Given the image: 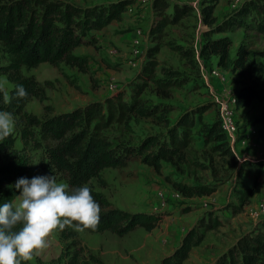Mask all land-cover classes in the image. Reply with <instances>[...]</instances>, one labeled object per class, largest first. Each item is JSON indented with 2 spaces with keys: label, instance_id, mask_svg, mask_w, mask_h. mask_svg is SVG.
Returning a JSON list of instances; mask_svg holds the SVG:
<instances>
[{
  "label": "rangeland",
  "instance_id": "obj_1",
  "mask_svg": "<svg viewBox=\"0 0 264 264\" xmlns=\"http://www.w3.org/2000/svg\"><path fill=\"white\" fill-rule=\"evenodd\" d=\"M72 1L80 6H91L118 0ZM125 1L127 5L119 19L94 30V42L74 49L75 54L88 60V72L64 62L59 66L43 62L36 68L23 67L25 74L35 76L44 85L48 96L45 101L32 98L26 111L44 119L46 114L72 112L91 102L119 96L122 101L135 104L136 113L102 130L117 153L126 159V164L104 169L102 180L93 179L88 185L110 202L109 208L159 216L158 225L151 231L137 226L122 235L112 231L93 233L83 227L66 225L76 232V237L63 239L61 229L53 230L47 237L48 246L30 260L33 264L66 263L67 259H60L61 255L66 245L73 243L70 250L80 249L81 264H162L191 230L196 231L200 239L182 264H214L244 234L260 232L264 235V212L256 214V205L264 195V151L259 143L250 149L253 159L248 161L259 166L242 169L249 147L238 144L227 154L209 132L219 120L217 96L237 91L247 81L225 69L226 82L222 83L208 78L203 71L202 66L209 70L216 59L213 57L205 63L200 52L204 32L209 29L202 19V0H168L170 6L166 14L170 17L174 3H185L191 9L178 22L168 24L163 33L157 34L151 30L163 16L153 7L154 0ZM231 1L219 0L215 11L219 21L233 14L245 0L236 6ZM140 3L147 4L145 15L138 14ZM243 21L247 25L235 26L215 36L229 34L232 37L233 56L237 46L245 42L252 56L261 60L257 53L264 49V33L258 30L257 24L264 21V13L254 12ZM135 37L141 38L139 50H135L133 44ZM153 45H158L159 50L150 57L149 48ZM151 59L156 60V67L149 73L145 67ZM8 62L9 55L0 42V67ZM154 79L171 85L170 97L157 94ZM12 87L7 76L1 74L0 88L9 93ZM45 105L51 106L50 111H45ZM263 108L264 103L255 102L252 109L255 115L249 119L253 125ZM183 115L189 116L188 126H179ZM183 130L188 136V158L182 167L164 162L162 172H158L144 162L145 154L166 142L170 144L171 139L183 138ZM36 131L40 139L39 130ZM12 132L17 136L16 146L21 148L23 144L16 124ZM150 137L154 140L151 148L140 149ZM31 154L33 167L27 177L53 174L48 167L39 165L42 148L32 150ZM55 175L58 181L69 185L70 191L75 189L66 179ZM172 181L211 185L216 190L210 195L186 197ZM254 185L256 190L248 195V188Z\"/></svg>",
  "mask_w": 264,
  "mask_h": 264
},
{
  "label": "trees",
  "instance_id": "obj_2",
  "mask_svg": "<svg viewBox=\"0 0 264 264\" xmlns=\"http://www.w3.org/2000/svg\"><path fill=\"white\" fill-rule=\"evenodd\" d=\"M218 4L219 0H202V19L209 26L201 42L202 60L206 63V60L214 57L215 65L237 73L247 81L236 91L239 108L250 107L256 101L264 103V49L257 53L262 57L259 60L252 56L247 44L241 42L233 56L232 37L229 34L215 36L228 32L235 26L247 25L243 21L245 16L257 11L264 13V0H245L239 9L222 21L215 15ZM126 5L125 0L91 6H80L72 0H0V42L9 55L8 64L0 67V75H6L13 84L9 93L0 88V109L13 113L23 144L21 148L16 146L15 132L0 139V203L19 195L20 190L15 188V182L19 177L27 176L33 167L32 150L42 148L40 167H48L53 174L60 175L75 188L84 183L88 184L93 179L101 181V172L108 167H121L126 164V159L117 153L102 130L109 128L115 121L121 122L131 113H136L135 104H128L119 96L117 99L107 98L105 101L91 102L72 112L46 114L44 119H39L28 114L26 106L34 97L40 101L47 100L46 89L35 76L27 75L23 71L24 66L36 68L43 62L59 66L64 62L79 71L88 72V60L75 54L74 49L94 42L95 34L92 32L119 19ZM169 6L168 0H154L153 7L163 17L160 23L152 28L153 34L163 33L168 24L178 22L191 9V6L185 3H174L173 16L170 17L166 14ZM257 28L264 33V21H259ZM158 50V45L151 46L149 56H154ZM154 67L156 60L151 59L145 70L151 73ZM154 82L159 96H171V85L161 79H154ZM17 84L25 86L28 92L26 97L20 98L14 94ZM50 109V105H45V111ZM256 120L262 125L258 128L260 135L264 133V108ZM189 121V116L183 115L178 121L179 126H188ZM36 130H39L40 139ZM209 132L227 154L231 153V144L222 129L220 119L213 123ZM182 133L183 138L171 139L170 144L166 142L154 152L145 154L144 162L158 172H162L164 162L182 167L188 158V136L185 130ZM153 143L154 140L150 137L140 149L146 151ZM241 166L242 169H256L259 164L245 159ZM172 184L186 197L210 195L216 190L215 186L204 184L190 185L180 181H172ZM92 190L94 198L101 205V213L95 227L83 226L90 232L112 231L122 235L137 226L151 231L158 225L159 216L132 214L109 208L110 202L100 192ZM255 190L256 185L248 188V195ZM75 237L76 232L73 229L65 227L62 230L63 239ZM199 239L200 235L196 231L188 232L181 245L170 257L164 258L162 264H182ZM73 245L67 244L61 255L60 259H67L64 264H81L82 253L80 249L71 251ZM22 264L33 263L29 260ZM214 264H264V235L260 232L244 234Z\"/></svg>",
  "mask_w": 264,
  "mask_h": 264
},
{
  "label": "clouds",
  "instance_id": "obj_3",
  "mask_svg": "<svg viewBox=\"0 0 264 264\" xmlns=\"http://www.w3.org/2000/svg\"><path fill=\"white\" fill-rule=\"evenodd\" d=\"M14 94L23 98L28 92L17 84ZM15 123L12 112L0 109V139L12 133ZM15 188L19 195L0 203V264L29 261L48 246L53 230L66 225L95 227L100 218L101 205L87 183L70 191L55 174H41L19 177Z\"/></svg>",
  "mask_w": 264,
  "mask_h": 264
},
{
  "label": "built area",
  "instance_id": "obj_4",
  "mask_svg": "<svg viewBox=\"0 0 264 264\" xmlns=\"http://www.w3.org/2000/svg\"><path fill=\"white\" fill-rule=\"evenodd\" d=\"M241 0H233L232 5L236 6ZM141 38H134L135 50H139L138 47L141 44ZM203 71H206L208 78L217 79L220 82H226V70L219 65H214L211 69L207 70L205 66H202ZM207 77H205L206 79ZM207 80V79H206ZM218 104V114L221 121L223 131L227 134L231 148L237 147L240 144L242 147H253L256 148L258 141L256 140L259 136V129L254 125L242 122L240 108L236 101V91L226 94L222 93L216 98ZM245 159L252 160L253 155H250L246 151ZM252 156V157H251ZM257 212L260 214L264 212V195L256 205Z\"/></svg>",
  "mask_w": 264,
  "mask_h": 264
},
{
  "label": "crops",
  "instance_id": "obj_5",
  "mask_svg": "<svg viewBox=\"0 0 264 264\" xmlns=\"http://www.w3.org/2000/svg\"><path fill=\"white\" fill-rule=\"evenodd\" d=\"M233 1V0H232ZM232 1H231V4H232ZM140 2V1H139ZM147 4L145 3V4H142V3H140L139 5H138V14H143V15H145L146 14V9H144L145 8V6H146ZM218 7V6H217ZM216 11V10H215ZM129 33H131V32H129ZM132 33H134L133 31H132ZM137 36V35H136ZM254 104H255V102L253 103V105L252 106H250V107H242V108H240V113H241V118H242V122H245V123H250V122H252V121H249V119L251 118V116H253V115H255V113H254V111L252 110L253 109V106H254ZM252 110V111H251ZM260 114H258V115H256V117L257 116H259ZM259 125V127H261L262 125L260 124V123H256L254 126L257 128V126ZM262 135L263 136H261V138H260V135L258 136V143L260 144V146H259V148H261V150H263L264 151V133H262ZM261 139V140H260ZM250 149H254V148H248V152H250L251 153V151L252 150H250ZM257 153H259L258 152V149H257ZM259 155V154H258Z\"/></svg>",
  "mask_w": 264,
  "mask_h": 264
}]
</instances>
